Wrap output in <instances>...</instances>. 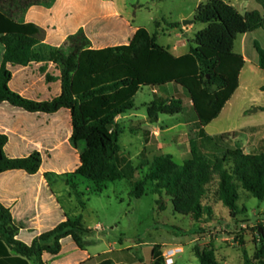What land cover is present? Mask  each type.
I'll return each mask as SVG.
<instances>
[{
  "label": "trees",
  "instance_id": "trees-1",
  "mask_svg": "<svg viewBox=\"0 0 264 264\" xmlns=\"http://www.w3.org/2000/svg\"><path fill=\"white\" fill-rule=\"evenodd\" d=\"M52 2L49 0L44 4L49 6ZM37 4H41V0H0V34L6 47L0 67V107L62 118L66 128L63 138L80 147L77 172L98 186L97 191L102 192L109 182L127 179L131 182V197L166 194L172 198L175 212L199 220L205 211L206 186L217 172L219 197L231 213L238 207L236 180L255 197L264 199V144L254 153H247L240 146L225 148L214 142L205 130L239 87L246 60L235 50V42L239 35L264 26L261 11L255 9L241 13L225 0L201 2L193 22H203L206 26L195 34V45L181 56L172 54L158 42L157 33L151 34L145 27L138 28L127 43L94 48L93 41L97 43L101 33L96 35L93 28L87 26L86 30L81 29L69 36L59 49L51 53L50 60L61 71L57 77L61 81V92L49 100H35L19 93V88L13 89L11 83L14 71L41 58L34 48L39 42V28L20 18V14ZM254 45L259 53V66L264 70V47L257 41ZM55 79L47 76V81L53 84ZM170 84L177 89L173 96L155 95L146 104L148 120L158 122L161 114L183 112L184 99L189 97L197 115V136L211 141L214 149L202 152L199 139L191 138V155L182 163L176 162L169 153L150 157L143 148L140 163L134 164L120 144L123 131L117 118L136 108L135 95L142 86L165 87ZM22 133L26 134L25 131ZM13 137L14 141L21 142L20 145L10 143V137L0 131V174L25 172L27 182L15 186L16 189L39 183L41 153L32 150L22 137L15 134ZM229 161L234 165L233 170L228 168ZM6 187L0 184V191L5 192ZM43 187L49 190L47 185ZM16 197L17 194H13V198ZM164 207L161 204V208ZM61 213L63 218L53 229L43 232L28 245L16 239L20 228L14 223L10 208L0 203V239L28 258H39L44 252L59 254L66 238L85 249L83 236L90 230L85 227L83 217ZM258 228L260 238L255 258L264 264V226ZM124 250H109L81 264H132V260L125 262L120 258ZM194 251L200 264H228L217 258L212 245H196ZM165 263L162 245L155 244L152 264ZM244 264H251L247 250H244Z\"/></svg>",
  "mask_w": 264,
  "mask_h": 264
},
{
  "label": "rangeland",
  "instance_id": "rangeland-1",
  "mask_svg": "<svg viewBox=\"0 0 264 264\" xmlns=\"http://www.w3.org/2000/svg\"><path fill=\"white\" fill-rule=\"evenodd\" d=\"M199 1L136 0L140 5L132 8L137 13L136 22L150 32L156 30L161 43L170 44L176 37L181 43L186 41L187 45H192L195 32L204 28L206 24L195 22L196 28L193 33L187 30L193 22L184 24V20H193ZM176 23H179L178 29H175ZM256 41L264 45L263 29L238 36L235 49L241 51L245 47L248 56L242 73V83L229 106L230 113L221 120L212 122L208 127L210 133L215 132L217 128L238 129L237 139L246 151H250V136L256 135V131H251L250 126L264 122V111L259 109L260 105L264 104V89L261 88L264 85V70L250 62V56L257 54L254 46ZM57 69H60L59 66ZM59 74L57 70V75ZM52 90L53 92L45 97L46 100L54 97L55 89ZM162 93L165 97L174 95L173 88L170 91L162 88ZM154 98L151 86H142L135 95L137 106L133 112L138 116L118 121L123 131L120 144L123 151L130 154L134 164L140 163L141 151L148 142L146 141L148 134L145 133L147 129L140 128L143 124L141 119L148 116L146 104ZM184 100L183 112L173 115L161 114L164 121L162 125L165 129L164 138L170 139L171 136L183 134L180 141L184 142L185 147L169 142L166 147V152L172 154L178 163H182L191 154L189 138L199 139L202 152L214 149L211 141L197 136L196 114L190 100L188 98ZM0 115L5 114L0 112ZM3 119L1 127H6L10 131H17L21 126H30L35 133L45 131V138L40 143L29 142V145L32 150L41 153L42 179L52 192L53 199L57 200L69 216L83 217L85 227L90 230L83 236L85 249L92 254L110 249H125L120 255L125 262L132 260V264H152V249L155 244H161L166 257L165 264H200L194 247L212 245L219 259L223 257L225 251H229L232 264H244V250H247L251 264H261V261L255 258V253L260 238L258 227L264 226V199H258L244 189L238 180H236L239 189L238 207L231 213L219 197L220 178L218 173L214 172L203 198L204 214L199 220H195L192 216L175 212L172 198L166 194L160 196L149 193L141 198L131 197V182L127 179L109 182L102 192L97 191L98 186L78 174L80 147L63 138L66 128L55 118L39 117L30 121L24 116L7 115L3 116ZM185 122L187 127H184ZM170 126L173 128L167 130ZM151 147L154 151L149 154L150 157L160 152L155 150L158 148H154V145ZM187 149L189 153L184 155ZM233 167L232 161H229L228 168L233 170ZM23 176L24 172L21 171H7L0 174V183H18ZM40 192L39 185H36L22 196V202L34 208L29 212L32 218L38 213L36 204ZM9 201L7 204L11 205L13 201ZM0 203L8 206L3 198H0ZM161 204L165 207L161 208ZM47 211L50 210L42 208L40 213ZM225 238L227 240H223ZM114 256L112 257L115 258ZM170 256L173 257L172 262H168Z\"/></svg>",
  "mask_w": 264,
  "mask_h": 264
},
{
  "label": "crops",
  "instance_id": "crops-1",
  "mask_svg": "<svg viewBox=\"0 0 264 264\" xmlns=\"http://www.w3.org/2000/svg\"><path fill=\"white\" fill-rule=\"evenodd\" d=\"M45 1H49V0H41V4L32 5L27 10H25L24 13L20 14L21 20H23L25 23H34L39 28V34H38L39 42L35 45L34 48L38 53H40L41 58L38 61L32 60L29 66L14 71L13 81L11 83V86L13 89L19 88V93L31 99H35V100L46 99L45 97H47L48 93L53 92L52 88L55 89L54 96H56L61 92V87H60L61 81L57 80V77H60L61 75V71L60 69H57L58 65L54 61L50 60V57H51V53L59 49L67 41L69 36L77 33L81 29L86 30L87 26H89L93 28L94 33L96 35L99 32L101 33L100 40L97 43L93 41L94 48H100L105 45L117 46L130 41L132 36L135 34L136 30L140 27H143L139 22H136L137 13L133 11L132 8V7H137L136 5L139 4V2H136V0L134 3L128 0H53L52 4L49 6L44 4ZM205 1L207 0H200L198 2V5L201 2H205ZM225 1L233 4L241 13H245L249 9L250 10L256 9L261 11L262 14L264 15V0H261V2L260 0H225ZM178 28L179 27L177 25L175 29ZM195 28H196V23L193 22L189 26V28H187V30H191L194 33ZM260 29L264 30V26L248 33H254L255 31ZM199 30H197L195 34ZM150 33L154 34L157 32L155 30V32H150ZM246 34H241V35H246ZM157 36H158V42L161 45L167 47L170 50V52L175 56H181L183 54L188 53L191 49V46L195 45V43H193L192 45H187L186 41H184V43H181L178 39H176V37L173 38L172 43L164 44L160 42L158 34ZM1 37L2 35L0 34V67L3 62L4 53L6 49L4 43L1 41ZM260 45L264 47V45L262 44ZM237 52L242 53L244 55L246 60L245 63L246 65L248 62L246 48L243 47L241 51H237ZM250 62L255 64V66H259L258 51L256 55L250 56ZM245 65L240 74L239 87L241 86L242 83L241 78ZM57 70L58 72H60L59 75H57ZM48 75L56 78L54 80V84L47 81ZM251 75L252 74L250 69V80H251ZM263 86L264 85H262L261 88ZM151 88L153 90L154 95H159V96H162L163 94L162 88H167L169 91L172 90L173 88L174 93L175 90H177L175 85L173 84H170L165 87L151 86ZM235 94L236 92L226 103L220 115L212 122L219 121L221 120V118H223L224 116L230 113L229 106L231 105L232 99ZM186 98L190 100L192 105V100L189 97H185V99ZM184 109H185V100H184ZM259 109L264 111V104L260 105ZM133 110L129 111L124 115L119 116L117 118V121L123 120L125 118L128 119L131 116L134 117L138 116V114L133 112ZM0 112H3L5 114L3 116H7V115L24 116L28 118L30 121H33L34 119H37L39 117H51L60 121V123L64 125L62 118H60L57 115L55 116L33 115L22 111H15L14 109H10L5 106L0 107ZM3 116L0 115V131H4V133L10 137V143L16 142V145H20L21 143L18 140L14 141L13 134L22 137V141L26 142V144L29 147H30L29 142H33L37 144L40 143L45 138V131L42 130L35 133L30 129V126H21L18 128L17 131H10L9 129H6V127H1L2 123L4 122ZM141 120L143 124L140 128L147 129L145 133L148 134L149 140L148 142H146L144 148L147 149L148 154L154 151L153 148L151 147L152 145H154V148H158L155 150H159L160 151L159 153H167L166 147L169 145V143H176L184 146V142L180 141V139H183V134L182 136L179 135H177L176 137L171 136L170 139L164 138L163 134L165 132V129L162 126L164 121L161 115L158 120V122L161 123L160 125H157L156 122L153 123L150 122L148 120V116L143 117V119ZM212 122L205 126V130L213 138L214 142H216L218 145L222 147L234 149L240 146L245 150V152L254 153L257 152L264 144V122L262 124L250 126L251 131H256V135L254 137L250 136V151H246V149L238 141L237 139L238 129L229 127L227 129L221 128L220 130V128H217L215 132H211V133L208 132V127L212 124ZM184 127H187L186 122ZM172 128L173 126L167 127V130H170ZM22 131H25L26 134L22 133ZM190 140L191 138H189V144H190ZM184 152H185L184 155L188 154L189 149H187ZM25 182H27V175L24 172V176L20 178L18 183L15 182H10L8 184L0 183L2 185L7 186L5 192L0 191V198L5 199L6 204L10 203L9 200L13 201L11 205L7 204L8 205L7 207L10 208L12 212L14 223L20 228L19 233L16 236V239L21 240L22 242L28 245H31L32 242L35 240V238L39 237L43 232L53 229L55 225L62 220L63 217L61 211L65 212V210L61 205L58 204L57 200L53 199L52 192L50 190L44 189L43 185H45V182L42 179V174L39 183L22 186L21 188L16 189L15 186ZM36 185H39L41 192H40V196L37 199V204H36V209L38 210V213L34 218H32L29 212L30 210H34V208L33 209L30 208L27 203L22 202L23 200L22 196L25 194V192L28 189ZM13 194H17L18 197L13 198ZM42 208L50 211H47L42 214L40 213ZM95 228H97V226H95ZM223 240H227V239L225 238ZM98 254L96 253L92 254L90 251H87L86 249H80L79 247L74 245V243L69 238H66L63 241L62 250L59 254L50 255L44 252L42 256L39 258L36 257L28 258L27 256L18 253L12 245H8L3 239H0V264H81L90 257L96 256ZM230 259H231V253L229 251H225L223 257L220 258L219 260L226 262L228 264H232Z\"/></svg>",
  "mask_w": 264,
  "mask_h": 264
},
{
  "label": "water",
  "instance_id": "water-1",
  "mask_svg": "<svg viewBox=\"0 0 264 264\" xmlns=\"http://www.w3.org/2000/svg\"><path fill=\"white\" fill-rule=\"evenodd\" d=\"M193 22V20H184V24H186V23H192Z\"/></svg>",
  "mask_w": 264,
  "mask_h": 264
},
{
  "label": "built area",
  "instance_id": "built-area-1",
  "mask_svg": "<svg viewBox=\"0 0 264 264\" xmlns=\"http://www.w3.org/2000/svg\"><path fill=\"white\" fill-rule=\"evenodd\" d=\"M172 262L173 261V257L172 256H170L169 258H168V262Z\"/></svg>",
  "mask_w": 264,
  "mask_h": 264
}]
</instances>
